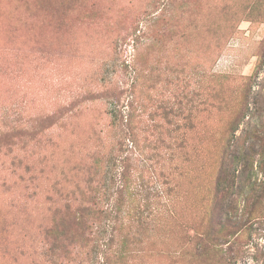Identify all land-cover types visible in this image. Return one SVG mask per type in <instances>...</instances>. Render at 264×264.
Returning <instances> with one entry per match:
<instances>
[{
    "label": "rangeland",
    "instance_id": "rangeland-1",
    "mask_svg": "<svg viewBox=\"0 0 264 264\" xmlns=\"http://www.w3.org/2000/svg\"><path fill=\"white\" fill-rule=\"evenodd\" d=\"M106 255L264 264V0H0V264Z\"/></svg>",
    "mask_w": 264,
    "mask_h": 264
},
{
    "label": "trees",
    "instance_id": "trees-1",
    "mask_svg": "<svg viewBox=\"0 0 264 264\" xmlns=\"http://www.w3.org/2000/svg\"><path fill=\"white\" fill-rule=\"evenodd\" d=\"M134 103V99L129 101L128 103V108H132ZM119 104V103H118ZM130 113L128 115H124V113L120 112V121H121V128L122 131H120V136L122 137V139L125 140H130L133 142V145L135 146L136 149L140 148L139 145V140L140 138H138V135L135 134L136 129L138 128L136 126V122H135V109L132 108L131 110H129ZM228 151V150H227ZM226 151V152H227ZM245 151V150H244ZM243 152L240 153V156L237 157V160L241 157L245 158V160L249 159V155L245 154ZM118 162L116 160V163L114 164L116 167L118 166ZM122 166H124L123 172H120L119 174H116L113 176V183L116 182L117 176L119 177V182H120V188H117V190L115 191V196H118V199H115V203H113V205H110L109 203V208L111 209V212H108V208L105 210H101V209H93L90 207H79V215L80 217H74V222L72 223H68L70 226L74 223V229L75 230H70V234H72L71 238L75 239L77 237H79V235L81 233H79V231L84 230L86 227L89 226V219H96L97 222H100L102 219H108V220H117L118 219V213L121 211V203H123V193L127 190L128 191V186L130 183V174L128 171V164L126 163L125 165L123 164ZM121 166V167H122ZM245 170V169H244ZM243 170V171H244ZM235 168L233 166V161H231L229 159L228 154L226 153V155L224 156V159L222 160V164H221V170L219 173V177H218V185L219 187L224 183H226V181H228L229 183L233 182L235 180ZM115 181V182H114ZM116 184V183H115ZM91 188V186H89ZM91 191L95 194V196H97V194H100V190L99 188L96 189H92ZM103 195V194H102ZM95 196H92V201H96ZM102 197H99V199ZM136 201L131 202V205H133ZM137 203V202H136ZM86 214V215H85ZM129 215V213H128ZM83 218H86L87 221H85ZM101 223V222H100ZM68 224H67V228H68ZM76 226V227H75ZM126 244H127V240H124L121 249H119V251L117 252L119 254L120 259H125V254L127 253V249H126ZM116 257V256H115ZM105 260L108 264H112V256L110 255H106Z\"/></svg>",
    "mask_w": 264,
    "mask_h": 264
}]
</instances>
